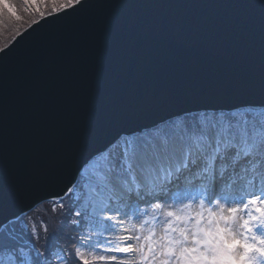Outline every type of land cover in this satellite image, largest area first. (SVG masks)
<instances>
[{
	"label": "snow or ice",
	"instance_id": "6c2138e0",
	"mask_svg": "<svg viewBox=\"0 0 264 264\" xmlns=\"http://www.w3.org/2000/svg\"><path fill=\"white\" fill-rule=\"evenodd\" d=\"M23 3L0 57L59 21L86 56L26 115L31 155L0 170V264H264V0ZM5 16L21 20L12 0ZM60 147L75 162L41 235L36 156Z\"/></svg>",
	"mask_w": 264,
	"mask_h": 264
},
{
	"label": "water",
	"instance_id": "95a60500",
	"mask_svg": "<svg viewBox=\"0 0 264 264\" xmlns=\"http://www.w3.org/2000/svg\"><path fill=\"white\" fill-rule=\"evenodd\" d=\"M111 0H88L89 4L99 6ZM153 3L170 4H227L237 0H147ZM103 11L98 7L91 9L95 15ZM55 24L43 26L35 33L30 34L9 55L0 57V170L7 162L11 165L21 150L31 151L26 145L25 118L37 101L45 100L57 92L61 80L67 79L74 70L77 61L86 56L80 43V30L76 31L75 41L70 42L59 51L46 55V70L41 66L40 58L34 56L42 52L38 41H46L52 34ZM80 24L77 21V27ZM33 60V61H32ZM23 85L28 92L22 94L19 87ZM7 96L4 100L3 97ZM8 121L5 122L4 119ZM138 121L137 123H144ZM7 123L10 124L7 126ZM6 126V127H3ZM100 144L94 147H100ZM75 162V154L70 147L45 148L36 156V163L41 173L39 187L35 194L51 197V193H59L66 181H60Z\"/></svg>",
	"mask_w": 264,
	"mask_h": 264
},
{
	"label": "bare ground",
	"instance_id": "6f19581e",
	"mask_svg": "<svg viewBox=\"0 0 264 264\" xmlns=\"http://www.w3.org/2000/svg\"><path fill=\"white\" fill-rule=\"evenodd\" d=\"M80 30V26L77 27V22L69 23L67 21L60 22L58 25L52 28V34H50V38H47L46 41H38L35 43L36 46H41L42 52H39V55L35 53L34 56H38L41 61V66L43 70H46V55L53 51H59L60 49L64 48L69 42L73 44V41L76 39L74 38L76 35V31ZM33 61V60H32ZM19 91L22 94L28 92V88L21 85ZM4 100L7 99V96L3 97ZM1 105V103H0ZM2 107V105H1ZM5 122L8 121L7 118L4 119ZM10 125L7 123V126ZM6 127V126H3Z\"/></svg>",
	"mask_w": 264,
	"mask_h": 264
},
{
	"label": "rangeland",
	"instance_id": "374dc122",
	"mask_svg": "<svg viewBox=\"0 0 264 264\" xmlns=\"http://www.w3.org/2000/svg\"><path fill=\"white\" fill-rule=\"evenodd\" d=\"M16 4H19L20 7H16ZM14 6L18 9V14L21 16V20H9L7 16L3 17L2 22H0V45L6 43L16 29L22 27L23 23L26 21L28 22L32 17L30 12L34 9V6H28L27 12L24 11L26 5L23 3V0H21V3H14ZM41 7H43V5H41Z\"/></svg>",
	"mask_w": 264,
	"mask_h": 264
},
{
	"label": "trees",
	"instance_id": "16d2710c",
	"mask_svg": "<svg viewBox=\"0 0 264 264\" xmlns=\"http://www.w3.org/2000/svg\"><path fill=\"white\" fill-rule=\"evenodd\" d=\"M15 3H17L16 0H15ZM18 3H21V1H18ZM13 4H14V3H13ZM16 7H20V5H19V4H16ZM34 11H35V8L30 12V13H31V16H32V13H34ZM32 18H33V16H32L30 19H32ZM28 20H29V19H28ZM26 23H27V21L24 22L23 25L26 24ZM21 26H22V24H21ZM73 195H74V194H73ZM74 197H75V196H71V197H69V200H68L67 202L74 200ZM67 202H66V203H67ZM58 205H59V203L57 204V206H58ZM40 216H42V214H41ZM41 220H42V224H43V225L39 224V227H38L37 225H36V227H38V228L40 229L41 235H43L45 225H47V223L50 224V225H51V223H52L53 225L59 223L60 217H59V214H58V213H55V214H54V213L51 211V212L48 213L46 216L42 217ZM34 224H35V222H34ZM51 226H52V225H51Z\"/></svg>",
	"mask_w": 264,
	"mask_h": 264
}]
</instances>
